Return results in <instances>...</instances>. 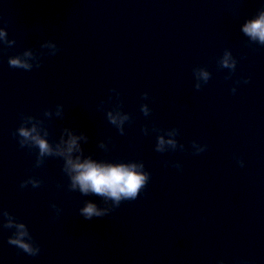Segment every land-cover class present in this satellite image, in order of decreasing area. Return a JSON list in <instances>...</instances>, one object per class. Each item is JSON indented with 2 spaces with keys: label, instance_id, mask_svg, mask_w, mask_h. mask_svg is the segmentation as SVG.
Wrapping results in <instances>:
<instances>
[{
  "label": "water",
  "instance_id": "1",
  "mask_svg": "<svg viewBox=\"0 0 264 264\" xmlns=\"http://www.w3.org/2000/svg\"><path fill=\"white\" fill-rule=\"evenodd\" d=\"M262 12L264 0H0V264H264V44L242 31ZM70 136L73 158L142 165L138 198L73 189ZM89 202L104 215L85 219ZM5 211L39 255L8 244Z\"/></svg>",
  "mask_w": 264,
  "mask_h": 264
},
{
  "label": "clouds",
  "instance_id": "2",
  "mask_svg": "<svg viewBox=\"0 0 264 264\" xmlns=\"http://www.w3.org/2000/svg\"><path fill=\"white\" fill-rule=\"evenodd\" d=\"M242 31L253 40H258L264 44V12L258 18L249 20L242 28ZM4 31H0V37L5 36ZM9 65L13 68L23 70H31L32 65L28 62L17 58H10ZM227 63V61H226ZM235 91V90H234ZM111 116V113L109 114ZM112 122L116 123L117 118L112 117ZM19 136L25 140L31 139L35 146L40 150V154L52 155L53 150L47 140L39 135H33L36 132L35 127L27 129L21 127L18 129ZM80 137L70 136L66 142V152L68 158L66 160V170L69 172L72 188H79L85 194L91 192L99 196L110 198L119 205L121 200H136L141 193V190L146 187L150 180V173L142 170V165L125 164V163H106L93 160L91 157L84 158L82 155L72 157L74 151L79 150ZM24 140L21 141V147ZM165 141L160 140V145L163 146ZM174 143V141H167ZM63 154V153H59ZM243 165V161H241ZM28 181L22 182V186ZM85 219H92L93 216L100 217L104 215V211L99 209L94 203H87L81 210ZM7 217L5 228L14 229L8 237V244L15 246L18 250L27 253L30 256H37L41 252L40 245L36 242L30 229L24 222H17L7 211L3 213ZM219 264H224L220 261Z\"/></svg>",
  "mask_w": 264,
  "mask_h": 264
}]
</instances>
